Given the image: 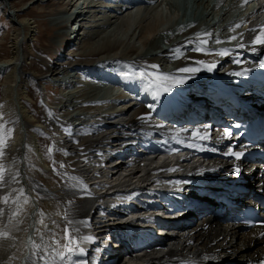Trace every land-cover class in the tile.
Returning a JSON list of instances; mask_svg holds the SVG:
<instances>
[{"label":"bare ground","instance_id":"1","mask_svg":"<svg viewBox=\"0 0 264 264\" xmlns=\"http://www.w3.org/2000/svg\"><path fill=\"white\" fill-rule=\"evenodd\" d=\"M12 1L26 0H0L16 27L10 34L9 55L0 58V125H4L0 135L7 137L8 129L12 130L2 162L11 173L19 171L20 183L12 184L11 188H23L28 203H24L23 196L18 205L5 206L0 201V209L4 210L0 216V234H9L8 239L0 235V264H32L33 261L41 264L36 259L33 243L47 247L51 240L48 229L38 223L37 213L41 210L45 214V223L56 232L61 244L66 242L61 231L66 224L65 215L75 222L70 227L79 229L78 233H73L75 237H91L93 208L115 209L111 206L117 200L115 192L131 191L137 181L150 186L158 181H169L178 176L176 173L185 171L187 176L197 180L215 176L225 178V185L232 187L231 193L237 183L248 184L242 191L246 197L256 192L264 193V176L259 169L252 168L253 163L224 160L218 155V151L231 144L238 145L225 136L222 123L215 124L212 118H199L194 129L170 123L174 116L185 119L190 115L195 118L197 114H208L199 106L180 103L183 95L203 94L205 98L201 100L209 101L208 97L213 96L217 102H225L233 93L236 79L246 76L264 61V45L252 43V38L264 30V0H249L253 1L250 9L254 10L249 15V10L241 9L245 0H195L197 7L203 6L197 11L207 21L213 22L217 17L223 25L230 23L218 32H211L203 21L198 25L180 24L175 16L183 14L186 8L182 5L187 1L180 4L175 0H161L157 4L158 0H148L135 7L136 1L128 0L125 7L115 5L114 9L106 11L96 1L76 0L75 4L74 0H62L71 4L72 14L65 16V12L60 11L50 23L60 25L74 16L72 24L77 20L78 28L76 31L69 28L66 35L63 33L66 27L59 28L63 35L58 40L62 37L70 39L75 33L74 41L59 42L60 53L53 54L55 60L43 62V72L28 68L31 58L41 59L40 54L31 56L26 48L36 40L35 21L25 16L26 8L8 7ZM28 1L34 4L49 0ZM90 12H96V15H89ZM110 27L114 29L113 33L106 34ZM233 36L237 39L232 40ZM198 37L208 43L202 45L197 41ZM58 40L55 37L53 42L57 44ZM241 44L244 47H240ZM65 46L67 50H64ZM210 65L216 67L209 70L207 66ZM181 68L199 70L191 74L179 73ZM88 69L91 70L83 76L81 70ZM128 72L141 85L139 90L125 96L127 85L123 78ZM108 73L110 80L105 79ZM141 73L146 75L142 77ZM168 74L171 75L164 79L163 76ZM188 76L190 78L183 83L175 82L174 78ZM26 80L31 83L48 81L57 87L64 84L67 87L63 88L62 97L52 99L50 103L43 96L39 83L27 92ZM166 88L170 90L165 91ZM111 96L116 98L113 106L108 104ZM173 106L176 111L172 112ZM197 130L209 134L210 138L206 141L193 138L192 133ZM156 140L155 149H168L171 157L163 162L155 160L151 156L155 149L135 157V149L149 146ZM189 144L193 146L189 147ZM179 147L215 153H200L197 166L192 158L172 162V158H177L176 148ZM61 150L67 151L68 155ZM128 150L125 158L135 160L116 166L112 156L117 155L116 159H120L122 152ZM177 164L181 170L174 168ZM237 166L241 169L239 176L233 175ZM7 175L8 171L5 172ZM9 192V187L0 189V198ZM16 195L12 193L13 197ZM136 201V198L125 200ZM116 202L131 217L154 216L152 210L136 208L141 209L136 211L124 201ZM202 204L197 207L203 210L201 213L186 218L188 225L172 230L170 236L148 248L146 254L138 253L132 260L120 264H220L222 260L258 259L264 255L263 227L244 230L230 220V210L219 201ZM11 208L18 209V214L13 216ZM133 211L135 214H131ZM53 220L59 229L53 226ZM81 221H88V226ZM131 223L138 228L135 221ZM151 224L154 223L151 221ZM36 228L45 234L43 240ZM91 243L92 240L81 243L85 253ZM47 250L55 256L51 247ZM81 260L88 262L87 255L75 253L63 264H76Z\"/></svg>","mask_w":264,"mask_h":264},{"label":"snow or ice","instance_id":"2","mask_svg":"<svg viewBox=\"0 0 264 264\" xmlns=\"http://www.w3.org/2000/svg\"><path fill=\"white\" fill-rule=\"evenodd\" d=\"M245 3H247V0H245ZM237 28L240 27V25H236ZM208 36L211 35V33L207 34ZM232 40L237 39V37L233 36L231 37ZM197 41L199 43H201L202 45H206L208 43L207 40L202 39L200 37L197 38ZM252 43L254 45H264V30L260 31L259 33H257V35H255L252 38ZM240 47H244L243 44L240 45ZM200 50V49H198ZM203 63V62H201ZM154 68L156 66H153ZM209 67V70H211L212 68H215V65H210L207 66ZM260 67L264 68V63H262L260 65ZM199 69L196 68H181L178 69L179 73H194L196 71H198ZM143 75H146V73H141V76L143 77ZM171 74L165 75L163 76L164 79H167L168 76H170ZM237 75H240V73H237ZM186 78H190V76L188 77H179V78H174L176 83H183L184 80ZM170 90V88H166L165 91ZM159 97V93H157V98ZM153 107V106H150ZM4 125H0V128H3ZM69 135H72L71 130L68 129L67 130ZM11 129H8V136L4 137L2 135H0V189H3L5 187H9L10 188V192L7 195H4L2 198H0V201H2V203L5 206H11V205H18L20 202V197H25L24 199V203H28V197L27 194L25 193L23 188L20 189H15V188H11L12 184L15 183H20V173L19 171H17L16 173H11L10 170H7L5 168V165L3 164V158L6 157V149L8 147V140L11 139ZM224 134L226 137L231 138L232 137V132L230 129H225L224 130ZM192 137L193 138H198L201 141H206L210 138L209 134L204 133L201 134L198 130L194 131L192 133ZM78 143V141H76ZM189 147H192L193 145L189 144ZM59 150V149H58ZM49 153H51L52 149L49 148ZM64 151V150H61ZM226 155L232 157L233 159L239 161L242 159L244 153L241 151H233V150H229L228 152L225 153ZM64 155H68L67 151H64ZM61 167H63V165H61ZM55 170V169H54ZM170 170H174V169H170ZM8 171V175L7 177L5 176V172ZM241 172V169L239 166L235 167L233 170V175L239 176ZM72 179H79L76 177H72ZM81 185L83 186V182L80 181ZM86 190V187H85ZM12 193H17L16 196H12ZM11 197V199H10ZM71 203V202H69ZM12 211V215L15 216L18 214V209L16 208H11ZM4 210L0 209V216L3 215ZM37 215L40 217V219L38 220L39 225L43 226V228L48 229L47 235L51 236V240L49 241V245L47 247H51L52 252L55 253V256H51V253L48 252L47 247L45 245H41L38 243H33V246L36 250V259H38L41 264H57V261L60 262V264H63V262L66 260V258L68 256H71L75 253H79L81 256L86 255L84 248L81 247V243L82 242H89L91 241L93 238L92 237H88V236H84V237H80L79 239L77 237H75L73 235V233H78L79 229L72 226L75 222L71 221L66 215L64 217L66 224L65 227L63 229H61V231L63 232V238L66 241L65 243L61 244L60 240L57 238V234L56 232L53 231L52 228H49L48 224L45 223L44 221V213L41 210L39 213H37ZM80 223H83L85 226H88V221H81ZM52 224L55 228L59 229V225L56 223V221H52ZM37 233L40 234V239L43 240L44 239V233L41 232L40 228H36ZM2 235L5 239L9 238V234L7 232H4ZM51 257V258H49ZM32 264H35V261L32 262ZM76 264H88V262L86 260H81V261H77Z\"/></svg>","mask_w":264,"mask_h":264},{"label":"rangeland","instance_id":"3","mask_svg":"<svg viewBox=\"0 0 264 264\" xmlns=\"http://www.w3.org/2000/svg\"><path fill=\"white\" fill-rule=\"evenodd\" d=\"M81 1L82 0H80V2ZM74 2L76 4V0H74L73 3ZM192 4L195 8H200V9L203 8V6L197 7V4H195V0H192ZM70 6H71V4L64 3V1H62V0L42 1V2H36L34 4L28 0H26V1H12L10 6H8V7H11L13 9H19V8H23V7L26 8L25 16L27 18H31L33 21H35V31L37 33V34L35 33L36 34L35 35L36 40L32 44L27 45L26 48L28 49L29 54L31 56L34 55V53H35V56H38L40 54L39 56H41L40 57L41 59L38 58L40 60L39 61L36 58L35 59L31 58L29 61L30 64H28V68H33V69L35 68L36 70H40L41 72H43V70H44L43 62L46 63V61L55 60L56 55H53V54L60 53L61 45H59V42L64 43L68 37L67 38L62 37L61 39L58 40V37L63 35L60 32L59 28L61 29L62 27L63 28L66 27V28H64V29H66L65 32H63L66 35V32H68L70 30L69 28L73 27L74 24H72L73 21L67 20L68 18L65 19L64 21H62L63 24L60 23V25H52L50 23V20L53 16L59 15V13H61L60 11H64L65 16L72 14L73 9L70 10ZM103 10L107 11V8H103ZM7 12L8 11H6L2 8V4L0 2V39H1L0 40V42H1L0 43V55H1L0 58L3 56L9 55L8 51L10 49V42H11L10 41L11 40L10 34H12L14 28L16 29L15 24H12L11 18L8 16ZM55 13H57V14H55ZM90 14L96 15V12H94V13L90 12L89 15ZM80 18H82V16ZM113 30L114 29H111V27L106 29V31H107L106 34L109 32L113 33ZM48 36L50 37V39ZM55 37L58 40L57 44H55L53 42ZM33 44L34 45L36 44L37 46L36 45L34 46ZM70 49H72V48H69V50ZM64 50H65V48H64ZM1 53H3V54H1ZM64 53H66V52H64ZM41 69H43V70H41ZM83 70H81V73L83 76L86 77L87 72L84 73ZM36 83H37V85H38V83H39V85L41 84V92H43V96H46V98H48L47 100L50 103H51L52 99L62 97L61 94H63L65 92L63 90V88L67 87V85H65V84L63 86L57 87L48 81L43 82L42 80L39 82H36ZM36 83H35V81H32V83H31L30 80H26V82H25L26 89L25 90L27 92L34 90L36 88V86H33V85H36ZM126 83H127V88L132 87L134 85L133 83H130L129 81H126ZM42 85H44V86L42 87ZM33 87H34V89H33ZM127 91H129V90H127ZM29 98L30 97H28V99ZM29 100H32V99H29ZM115 101L116 100L114 97H109L108 104L113 106ZM45 141H47V139ZM186 220L187 219H185V221Z\"/></svg>","mask_w":264,"mask_h":264}]
</instances>
